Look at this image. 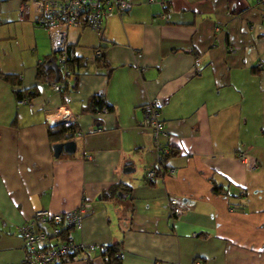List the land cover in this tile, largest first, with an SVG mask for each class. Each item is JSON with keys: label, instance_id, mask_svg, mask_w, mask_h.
<instances>
[{"label": "crops", "instance_id": "obj_1", "mask_svg": "<svg viewBox=\"0 0 264 264\" xmlns=\"http://www.w3.org/2000/svg\"><path fill=\"white\" fill-rule=\"evenodd\" d=\"M25 1L0 0V264H21L18 228L35 212L81 202L89 207L74 241L116 246L121 257L65 264H264V1L131 0L98 33L71 28L76 121L54 129L46 116L64 95L52 71L37 79L55 56L49 32L20 11ZM24 91L34 97L19 105ZM92 96L111 110L83 111ZM154 100L175 173L148 181L156 156L140 124ZM52 133L70 137L52 143ZM67 141L75 152L55 158L52 146ZM170 198L182 216L170 215Z\"/></svg>", "mask_w": 264, "mask_h": 264}, {"label": "built area", "instance_id": "obj_2", "mask_svg": "<svg viewBox=\"0 0 264 264\" xmlns=\"http://www.w3.org/2000/svg\"><path fill=\"white\" fill-rule=\"evenodd\" d=\"M264 1V0H263ZM154 2V0H149ZM162 4V3H161ZM132 5L131 0H26L20 5V11L29 9L31 23L49 32L52 51L59 70V81L53 83L56 92L64 95V105L46 116V124L50 129L59 126L70 128L76 117L69 112L70 98L67 90L71 87L73 72L69 68L67 43L68 32L74 27H85L98 33L104 18L126 12ZM96 58L101 57L100 51L94 52ZM200 65L196 59L195 67ZM29 98L17 101L19 105H26ZM103 108L101 112H106ZM143 119L140 128L150 131L153 150L156 156V168H151L146 174L148 181L157 176L172 175L175 169L167 165L170 149L163 142L166 132L160 120L159 104L156 100L146 103L142 107ZM82 134L77 132V136ZM240 160H245L244 153L238 154ZM89 204L81 202L70 211L51 214L47 211H37L33 216L18 228L22 241L24 255L21 264H65L68 258L81 254L99 253L104 255L108 247L86 245L74 241L71 230L80 231L84 215ZM169 213L172 217L182 216L184 213L181 200L170 198L168 201ZM114 257H121L117 250Z\"/></svg>", "mask_w": 264, "mask_h": 264}, {"label": "trees", "instance_id": "obj_3", "mask_svg": "<svg viewBox=\"0 0 264 264\" xmlns=\"http://www.w3.org/2000/svg\"><path fill=\"white\" fill-rule=\"evenodd\" d=\"M68 61H69L70 70L73 68V64L78 61L77 59L73 58V56L71 55L70 51L68 52ZM46 62H44L42 65H40L38 67V70H37V79L38 80H42V79H47L48 78V73L49 72L44 69V65H45ZM101 62H102V59L98 58V63H101ZM6 79H9V78H6ZM72 86H73V88H75L77 86V77H74ZM15 96H16L17 100L22 99L24 97L25 98L27 97V98L31 99L32 97H34V93L33 92L32 93L31 92H27V91L15 92ZM103 108H105L107 111L111 110V107L107 105V103L105 102V100L103 99L102 96H92V97L89 98L88 103H87V105H86V107L84 108L83 111L96 112L97 110L101 111ZM69 137H70L69 133H52V134L49 135L50 142H52V143H55L58 140H67ZM171 154H172V152L170 153V155ZM117 250H119V249H117L116 246L108 247V251L104 254L105 259H106L107 262L116 263L118 261L114 257V255L117 252Z\"/></svg>", "mask_w": 264, "mask_h": 264}, {"label": "water", "instance_id": "obj_4", "mask_svg": "<svg viewBox=\"0 0 264 264\" xmlns=\"http://www.w3.org/2000/svg\"><path fill=\"white\" fill-rule=\"evenodd\" d=\"M44 69L47 71H52L54 73L55 75L54 83H57L59 81L60 75H59L58 66L55 61H53L52 59L48 60L44 65ZM52 149H53L54 157L58 158L62 153L73 154L76 150V143L74 141L58 143V144H54L52 146ZM133 171L134 169L131 168V163L129 162L126 164L123 173L130 174Z\"/></svg>", "mask_w": 264, "mask_h": 264}]
</instances>
